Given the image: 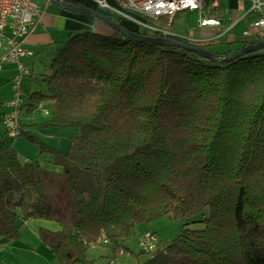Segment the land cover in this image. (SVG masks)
Masks as SVG:
<instances>
[{"label": "trees", "instance_id": "trees-1", "mask_svg": "<svg viewBox=\"0 0 264 264\" xmlns=\"http://www.w3.org/2000/svg\"><path fill=\"white\" fill-rule=\"evenodd\" d=\"M177 14L169 28H188ZM253 27L241 38H167L227 58L264 41ZM39 81L47 92H30L21 112L50 102L41 126L80 134L59 152L22 120L18 136L40 151L34 161L1 140L0 237L18 240L20 222H53L59 229L43 227L40 238L55 261L95 264L91 247L127 249L136 227L171 215L179 235L140 264H264V49L217 61L115 30H76ZM47 155L60 171L45 166Z\"/></svg>", "mask_w": 264, "mask_h": 264}, {"label": "crops", "instance_id": "crops-1", "mask_svg": "<svg viewBox=\"0 0 264 264\" xmlns=\"http://www.w3.org/2000/svg\"><path fill=\"white\" fill-rule=\"evenodd\" d=\"M66 1L68 3L69 1L75 2L79 4L80 7L99 8L97 0ZM107 1L112 6L116 5L114 0ZM42 7L44 10L42 19L40 23H38L36 29L26 39V48L32 54L25 57L22 62L28 65L29 68L31 67L30 63L34 64V58L32 57L35 56L38 51L48 48L49 54L53 52V50L51 51L52 47L57 50L58 45L62 43V39H66L68 33L71 31L90 29L102 34H112L113 32V28L100 19L87 14H76L65 10L59 5L52 3L50 0H46L45 5ZM251 9L252 0H220V7L213 14L215 18L214 25L201 24L200 22H202V20L197 12H180L175 19L178 23H185L189 27L173 31L169 28V30L171 35H178L195 42H208L222 39L227 33L234 38H241L250 34L252 29H254L253 22L257 17V13L252 12ZM171 21L168 24L169 27ZM122 23L130 25L132 30H144V26L141 23L131 18L124 17ZM164 28H167V26L164 25ZM219 47L225 50L228 46L222 44ZM235 47L236 46H234V48ZM18 74L17 67L13 64H5L3 70L0 72V142L2 139L7 140L18 152L23 161H34L40 158L38 146L23 137L6 136V129L3 124V115L13 110L11 101L5 105L2 102L1 94L3 95V86L7 82H10L11 86H13V79ZM40 75L41 74L36 76L31 72V75L27 78H30V82L34 83L36 79H39ZM32 91L33 89L30 90V92ZM47 104L48 103L45 104L46 107ZM4 106H7L9 111H6ZM25 123L30 124L28 121ZM28 132L35 136L40 142L59 152H68L71 145V138L80 134L78 128L42 127L38 124L29 128ZM19 225L21 227V236L18 240L12 242L11 240L0 237V260L6 264H14L21 260V255L26 259H34L35 257L40 258L42 264H48V258L50 256H52V260H54V256L50 249L41 241L40 230L46 227L57 231L59 226L56 223L44 220H30L28 222H20ZM37 264H39V262H37Z\"/></svg>", "mask_w": 264, "mask_h": 264}, {"label": "built area", "instance_id": "built-area-1", "mask_svg": "<svg viewBox=\"0 0 264 264\" xmlns=\"http://www.w3.org/2000/svg\"><path fill=\"white\" fill-rule=\"evenodd\" d=\"M116 5L112 6L107 0H97L99 8L109 9L113 13L120 14L126 18L129 13L140 15L145 19L159 20L168 17L171 21L181 11L197 12L205 25H214V13L220 7V0H114ZM264 0H252V12L257 13L253 22L258 29V36L264 39ZM44 10L35 0H0V72L3 64H13L17 67L18 75L13 79L15 89L14 98L11 101L13 110L3 115V124L6 134L18 137L22 123L21 110L26 100L23 99L24 91L22 85L24 80L31 75L30 68L22 60L32 53L26 48L27 37L36 29L42 19ZM139 22V21H138ZM141 23V22H139ZM145 29L161 32L165 37L171 35L169 26L167 28L154 27L150 23H141ZM38 110L44 115L50 116L51 112L45 103H40ZM107 244L108 241L104 240ZM158 237L148 231L141 235V246L145 252L151 253L157 249ZM96 247V246H93ZM125 250L111 252L110 264H120V257L130 253Z\"/></svg>", "mask_w": 264, "mask_h": 264}, {"label": "rangeland", "instance_id": "rangeland-1", "mask_svg": "<svg viewBox=\"0 0 264 264\" xmlns=\"http://www.w3.org/2000/svg\"><path fill=\"white\" fill-rule=\"evenodd\" d=\"M40 7L44 6L46 3V0H35ZM43 8V7H42ZM129 16L133 17L137 21L141 23H151L154 27H159L163 28L164 24L161 20H154V19H145L140 15L134 14L132 12L129 13ZM126 26L130 28V25ZM131 29V28H130ZM145 29V28H144ZM132 30V29H131ZM138 31V30H135ZM143 31V30H142ZM138 31V32H142ZM67 38V37H66ZM62 43L58 45V48H61L65 44V38L62 39ZM224 48L219 47V50H223ZM53 52L48 54V48L45 50H40L36 53L34 58V64L30 63L31 67V72H33L36 76H38L41 73H48L50 71V66L53 57L56 54V48L54 47L51 48V51ZM5 64H3L4 66ZM33 66V67H32ZM22 89L24 91V97L23 99H27L30 93V90L33 89V91H39L43 90L44 93L47 92V87L44 83L42 82H30V78H27L24 80ZM14 87L11 86L10 82H7L3 86V95L1 94V99L4 105L10 101L13 100L14 98ZM46 104V103H45ZM47 108L50 110L51 115L53 113V104L48 103ZM4 109L6 111H9V108L7 106H4ZM50 116L44 115V113L40 110L36 111L35 114L32 117H27L25 112H22L21 118L23 122L28 121L32 125H40L43 122H46L47 120L49 121ZM33 126V127H34ZM25 138V137H23ZM47 160L49 162L45 163V166L51 170L54 171H60V167L55 166L51 161H52V156L47 155L46 156ZM199 219V217L197 218ZM193 228H200L202 227L201 223H192L190 225ZM181 230V220L174 218L171 215H166L158 220H155L149 224H141L138 227L135 228V233L134 235L127 239L125 241V246L127 249L124 251L125 253H130V257H126V255L120 257V264H140L144 262L148 257L149 254L145 252L144 248L141 246V235L145 234L146 232H154L158 236V248H163L165 247L169 242H171L173 239H175ZM14 242L15 240H11ZM1 247V246H0ZM109 246L104 244L103 246H96V247H91L88 251V256L90 259H92L95 264H110V258L112 254L109 252ZM42 264V260L40 258L35 257L34 259H26L23 255H21V260L18 262H15L14 264ZM48 264H58L55 259L52 260V256L48 258Z\"/></svg>", "mask_w": 264, "mask_h": 264}, {"label": "water", "instance_id": "water-1", "mask_svg": "<svg viewBox=\"0 0 264 264\" xmlns=\"http://www.w3.org/2000/svg\"><path fill=\"white\" fill-rule=\"evenodd\" d=\"M52 3L59 5L60 7L64 8L65 10L74 12L76 14H87L90 16H93L95 18L100 19L107 25L111 26L113 30L119 31L122 35L125 37L130 38H136V39H142L145 41H150L153 43H157L162 46H178L182 48H186L189 50H193L197 52L198 54L207 57L212 60L217 61H231L239 56L248 54L250 52H253L255 50H261L264 49V41L257 45H250L248 47L243 48L242 50L238 51L236 54H234L231 57L227 58H221L219 55L212 53L211 51H206L199 48H193L189 45H186L182 42L175 41L173 39L167 38V37H151L148 36V30L144 29L142 32L134 33L133 31L125 28L122 24L123 16L117 13H113L109 9H101V8H91V7H78L77 3L69 1V3L66 0H50ZM72 3V4H71Z\"/></svg>", "mask_w": 264, "mask_h": 264}, {"label": "bare ground", "instance_id": "bare-ground-1", "mask_svg": "<svg viewBox=\"0 0 264 264\" xmlns=\"http://www.w3.org/2000/svg\"><path fill=\"white\" fill-rule=\"evenodd\" d=\"M152 233H154V232H152ZM155 234V233H154ZM156 235V234H155ZM157 236V235H156ZM158 237V236H157ZM157 249H158V247H157ZM156 249V250H157ZM118 250H126L125 248H121V249H118ZM156 250H154L153 252H155ZM117 251V250H116ZM109 252H110V250H109ZM153 252H151V253H153Z\"/></svg>", "mask_w": 264, "mask_h": 264}, {"label": "flooded vegetation", "instance_id": "flooded-vegetation-1", "mask_svg": "<svg viewBox=\"0 0 264 264\" xmlns=\"http://www.w3.org/2000/svg\"><path fill=\"white\" fill-rule=\"evenodd\" d=\"M80 7V6H79Z\"/></svg>", "mask_w": 264, "mask_h": 264}]
</instances>
